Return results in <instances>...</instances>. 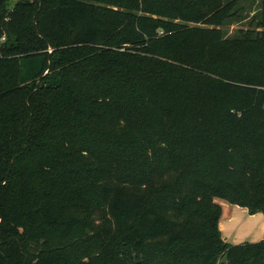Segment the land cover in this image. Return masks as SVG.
Segmentation results:
<instances>
[{
	"label": "trees",
	"instance_id": "1",
	"mask_svg": "<svg viewBox=\"0 0 264 264\" xmlns=\"http://www.w3.org/2000/svg\"><path fill=\"white\" fill-rule=\"evenodd\" d=\"M8 2L0 264H264L218 201L264 213V0Z\"/></svg>",
	"mask_w": 264,
	"mask_h": 264
},
{
	"label": "crops",
	"instance_id": "2",
	"mask_svg": "<svg viewBox=\"0 0 264 264\" xmlns=\"http://www.w3.org/2000/svg\"><path fill=\"white\" fill-rule=\"evenodd\" d=\"M233 205L229 214L223 215L220 229L224 239L233 244L264 239V213H250L248 207Z\"/></svg>",
	"mask_w": 264,
	"mask_h": 264
},
{
	"label": "rangeland",
	"instance_id": "3",
	"mask_svg": "<svg viewBox=\"0 0 264 264\" xmlns=\"http://www.w3.org/2000/svg\"><path fill=\"white\" fill-rule=\"evenodd\" d=\"M17 0H9V7H13ZM228 1V0H224ZM261 8V0H237L236 9L239 10L241 17H236L230 20L228 23L223 25L225 34L229 37L239 36L241 34V29H247L248 27H254L256 25V20L254 19L255 12L259 11ZM224 208V215L229 214L232 210L233 205L229 202L221 201Z\"/></svg>",
	"mask_w": 264,
	"mask_h": 264
},
{
	"label": "built area",
	"instance_id": "4",
	"mask_svg": "<svg viewBox=\"0 0 264 264\" xmlns=\"http://www.w3.org/2000/svg\"><path fill=\"white\" fill-rule=\"evenodd\" d=\"M3 39H5V37H4V36L1 38V40H3Z\"/></svg>",
	"mask_w": 264,
	"mask_h": 264
}]
</instances>
